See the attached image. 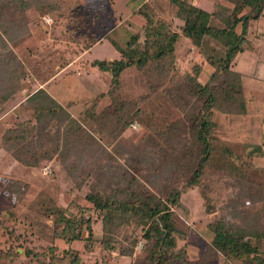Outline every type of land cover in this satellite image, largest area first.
<instances>
[{
    "label": "trees",
    "instance_id": "trees-1",
    "mask_svg": "<svg viewBox=\"0 0 264 264\" xmlns=\"http://www.w3.org/2000/svg\"><path fill=\"white\" fill-rule=\"evenodd\" d=\"M91 1L82 13L84 20L73 22L72 30L80 38L79 44H73L72 56L90 48L114 25L115 19H110L113 8L107 7L111 0ZM169 1L177 6L176 17L182 20L179 29L170 18L157 15L155 0L145 1L135 10L145 19L143 31L135 32L125 43L110 33L107 37L119 56L92 62L105 78V88L94 92L95 98L91 95L82 103L71 99L64 104L49 90L50 78L72 56L61 61L63 56L57 55L44 71L25 78L29 72L11 46L28 35L27 11L32 6L40 12H54L56 3L0 0V60L7 67L0 69V113L27 89L14 105L19 115H25L4 131L0 150L33 169L47 160L59 161L61 170L74 177L76 187H88L89 207L103 221L98 239L101 255L90 261L84 256L93 250L89 240L94 219L85 217L81 209L76 212L74 205L65 206L42 193L41 208L54 220L56 236L68 242L85 238L88 243L86 252L68 248V261L57 254L56 245L49 258L35 252L37 264H113L104 255L113 249L134 258V264H212L222 255L235 264H264V159L262 163L255 160L264 158V146L252 136L227 142L221 129L222 114H243L248 109L246 71L237 66L242 57L249 59L262 49L264 31L252 27V21L264 16V0H214L208 8L193 0ZM186 38L201 48L203 56L188 69L180 57ZM206 63L213 70L205 80ZM143 80L148 90L142 88ZM38 82L47 83L38 86ZM159 88L172 109L157 122V111L150 112L148 105L152 92ZM135 120L147 130L138 141L123 137ZM249 145L252 148L247 151ZM240 159L245 161L239 163ZM220 171L251 183L250 190L263 201L244 206L233 217H215L212 240L201 257L192 260L186 245L179 246L180 239L191 231L187 221L190 208L183 195L196 187L205 211H216L208 181H214ZM27 184L24 178H16L13 193ZM141 236L145 245L137 250ZM31 253L26 248L25 255ZM20 254L9 255L14 259ZM6 256L8 252L0 249V259Z\"/></svg>",
    "mask_w": 264,
    "mask_h": 264
},
{
    "label": "rangeland",
    "instance_id": "rangeland-1",
    "mask_svg": "<svg viewBox=\"0 0 264 264\" xmlns=\"http://www.w3.org/2000/svg\"><path fill=\"white\" fill-rule=\"evenodd\" d=\"M138 0H111L107 7L116 8L128 17L133 10L134 4ZM198 1V0H197ZM56 3L57 10L40 12L36 6H32L27 14L29 16L28 29L29 33L25 39L11 43L16 57L27 68L29 75L25 78L32 77L44 71L45 65L53 61L55 56H59L61 61L72 56V49L76 48L73 44H79L80 38L77 32H74V23L84 20L82 14L85 5L93 2L91 0H52ZM214 0H202L205 7H210ZM155 6L158 16L168 17L173 20L175 29H179L182 20L177 19V6L169 0H155ZM0 15L2 13L0 12ZM140 17V16H138ZM78 20V21H77ZM77 21V22H76ZM128 23L122 26L119 37L120 42H126L130 37L129 31L124 27L131 29L132 32H138V25L128 27ZM80 24V22H79ZM72 27V28H71ZM252 27H257L264 31V16L259 20L252 21ZM81 40V39H80ZM262 49L251 56L242 57L238 64L240 70L246 71V87L248 109L246 113L222 114L221 129L224 132L225 141H243L252 136L257 143L264 146V38L261 39ZM72 47V48H71ZM115 46L110 38L102 44L93 48V52L88 54V59L78 58L74 55L71 61L78 60L70 65V62L61 69V73L53 76L51 87L57 90L52 91L59 96V99L66 104L69 100L77 99L82 103L88 96L105 88V78L102 76L98 67L92 64L93 59L97 57L111 56L116 54ZM74 50V49H73ZM71 53V54H70ZM70 55V56H69ZM258 55V56H257ZM246 56V55H245ZM181 64L185 69L192 67L194 61L203 59L201 48L193 44L189 38H186L183 49L180 52ZM56 61V60H55ZM59 61V59H57ZM18 62V61H17ZM55 63V62H54ZM0 60V69L7 67L2 65ZM68 66V67H67ZM43 68V69H42ZM213 70L209 63L205 64L206 73L202 77L206 80L207 73ZM260 70V71H259ZM51 79V78H50ZM131 79V78H130ZM49 81V80H48ZM144 90L149 89V85H144ZM103 84V85H102ZM44 86L45 83L38 82V86ZM27 89L20 93L15 101L9 103L7 109L0 113V141L4 131L15 124L18 119L25 114H18L14 106L19 99L23 98ZM152 99L149 100L148 110L157 111V122L168 115L170 108L167 104L166 95L162 88L152 92ZM95 98V95H93ZM88 99V98H87ZM83 106V104H82ZM80 107L74 114H78ZM248 111V112H247ZM154 112V113H155ZM169 112V113H168ZM171 114V113H170ZM179 117V116H177ZM172 118L176 115L172 114ZM146 128L138 120H135L124 131L123 137L133 141L140 140L145 134ZM252 147L249 145L247 151ZM248 153H245L244 159H247ZM263 157H255L256 163H260ZM245 160L240 159L239 163ZM262 163V162H261ZM22 177L27 181V185L19 193H13V180ZM208 189L217 205V210L208 214L204 209L203 197L198 192V188H190L183 195L185 205L190 208L187 221L191 226L190 234L186 239H180L179 246L185 244L187 247V257L189 259H198L201 257L206 244L212 240L214 231L211 227V221L215 217L227 215L233 217L235 213L249 204L262 203V197L250 190L251 183L240 181L239 176L229 171H220L215 175V180L211 183L208 181ZM9 188V189H8ZM87 186L79 188L75 186L74 177L61 170V164L57 160H47L41 163L38 168H30L14 161L13 157L5 150H0V249L8 252V256L0 259V264H37L36 253L50 255V249L56 245L57 254L62 260L68 261L69 254L65 251L68 248L84 251L85 238L68 242L64 238L57 237L55 233V222L52 218L43 214L42 211V193H47L55 198L60 204L71 207L74 210L81 209L80 212L85 217L94 219V234L89 240L93 245V250L87 252L84 256L86 259L93 261L95 256L101 255V244L98 239L103 234V221L101 215L94 208L89 207L90 202L86 199L85 193ZM253 188V187H252ZM77 206V207H75ZM79 206H88L85 209ZM176 211L182 210L174 208ZM187 209V208H186ZM185 214V213H183ZM87 233L85 234V236ZM88 243V242H87ZM145 245L143 236L139 238L136 249L141 250ZM26 248H30L32 253L26 254ZM17 251L20 254L17 258H10V253ZM36 252V253H35ZM113 264H134V258L130 256H121L118 250L113 249L110 254H104ZM43 257V256H41ZM212 264H235L228 260L225 255Z\"/></svg>",
    "mask_w": 264,
    "mask_h": 264
},
{
    "label": "crops",
    "instance_id": "crops-1",
    "mask_svg": "<svg viewBox=\"0 0 264 264\" xmlns=\"http://www.w3.org/2000/svg\"><path fill=\"white\" fill-rule=\"evenodd\" d=\"M145 1H147V0H138L137 1V4H134V6H133V10H132V12L130 13V15L128 16V17H125L124 16V13L123 12H120V11H118V9H116V8H111L112 9V13H111V17H110V19L111 20H113V18L115 19V22H114V25H112V27H110V29H108L103 35H102V37L97 41V42H95V43H93L91 46H90V48H88V49H85L84 51H82V52H80L79 54H77L76 56H78V58H85L84 60L86 61V60H90V61H92L91 59H88V54H91L92 52H93V48L95 47V46H97L98 44H102L105 40H107L108 39V37H107V35H109L110 33H112V35L115 37V38H117V40L118 41H120L119 40V37H121V34H120V32H123L122 30H121V28H122V26H124V24L126 25L127 24V22L129 21V23H128V27L130 28V27H133V25H135V26H137L138 25V27H139V31L140 32H142L143 31V26H144V24H145V19L142 17V15H140L139 13H136L135 12V10L139 7V6H141ZM195 3H197V4H200V5H202V6H204L203 5V3H202V0H193ZM211 7V6H210ZM138 16H140V17H138ZM127 31H129V32H127V33H129V35H130V37H131V35L132 34H134L135 32H132V30L131 29H128V28H126V27H124ZM138 31V32H139ZM129 37V38H130ZM128 38V39H129ZM127 39V40H128ZM123 43H125V42H123ZM115 52H116V54H113V53H111V56H104V57H100V59H104V58H114V57H117V56H119V52H118V50L117 49H115ZM78 58H76V59H74V60H72L71 62H70V65L72 64V63H74V62H76L77 60H78ZM97 58H99V57H97ZM96 59V58H95ZM94 60V59H93ZM68 67V66H67ZM260 71V70H259ZM59 73H61V70L60 71H58V73L56 74V76L59 74ZM55 76V77H56ZM53 78H51L50 80H52ZM47 83V82H46ZM45 83V84H46ZM43 86V85H42ZM51 89H52V91L54 92V91H56V92H54V93H57V90H55L54 88H53V86L51 87ZM54 95H57V94H54Z\"/></svg>",
    "mask_w": 264,
    "mask_h": 264
}]
</instances>
